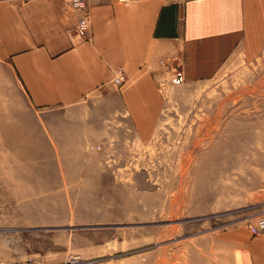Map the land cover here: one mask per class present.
<instances>
[{
	"label": "crops",
	"instance_id": "obj_1",
	"mask_svg": "<svg viewBox=\"0 0 264 264\" xmlns=\"http://www.w3.org/2000/svg\"><path fill=\"white\" fill-rule=\"evenodd\" d=\"M87 1L79 34L70 0H0V195L20 226L59 218L58 197H75L90 221L139 212L116 165L151 141L169 77L209 80L239 48H257L260 0ZM146 257L131 264H264V231L235 222Z\"/></svg>",
	"mask_w": 264,
	"mask_h": 264
},
{
	"label": "rangeland",
	"instance_id": "obj_2",
	"mask_svg": "<svg viewBox=\"0 0 264 264\" xmlns=\"http://www.w3.org/2000/svg\"><path fill=\"white\" fill-rule=\"evenodd\" d=\"M259 10L257 48H239L209 80L170 76L151 141L138 145L135 161L116 165L125 204L138 202L139 212L90 221L75 197H58L66 201L55 208L59 218L20 226L0 195V264L29 256L62 264L74 254L100 264H131L139 254L148 263L151 253L186 251L195 238L263 215L264 0Z\"/></svg>",
	"mask_w": 264,
	"mask_h": 264
},
{
	"label": "built area",
	"instance_id": "obj_3",
	"mask_svg": "<svg viewBox=\"0 0 264 264\" xmlns=\"http://www.w3.org/2000/svg\"><path fill=\"white\" fill-rule=\"evenodd\" d=\"M72 6L83 12L82 18L79 20L78 24L76 25V32L79 34L85 33L88 27V1L87 0H70ZM175 75V80L179 78V75L177 73ZM125 73L123 70H118L116 73V76L114 78L115 84H121L125 80ZM180 81V80H179ZM247 225L251 229V231L254 233V235H258V233H261L264 231V214L259 215L255 220L247 219ZM13 264H46L42 261L36 259L35 257L29 256L25 258L24 260L16 261ZM62 264H100L96 260L86 259L83 258L79 254H74L70 256L68 260H66Z\"/></svg>",
	"mask_w": 264,
	"mask_h": 264
},
{
	"label": "water",
	"instance_id": "obj_4",
	"mask_svg": "<svg viewBox=\"0 0 264 264\" xmlns=\"http://www.w3.org/2000/svg\"><path fill=\"white\" fill-rule=\"evenodd\" d=\"M179 80H181L180 76H179Z\"/></svg>",
	"mask_w": 264,
	"mask_h": 264
}]
</instances>
